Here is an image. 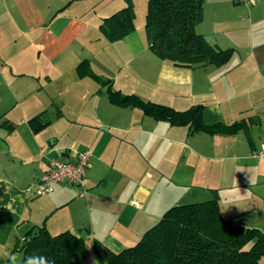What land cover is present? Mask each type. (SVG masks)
<instances>
[{
  "label": "crops",
  "instance_id": "0c3cea01",
  "mask_svg": "<svg viewBox=\"0 0 264 264\" xmlns=\"http://www.w3.org/2000/svg\"><path fill=\"white\" fill-rule=\"evenodd\" d=\"M203 4L196 31L233 50L222 66L161 60L136 23L124 38L107 40L99 25L108 3L101 0H0V264L42 223L51 235L69 230L84 238L80 264L88 256L104 264L97 248L129 246L152 219L161 180L189 196L208 191L224 219L264 230V159L252 155L264 144V0H209L211 16ZM83 59L123 94L177 110L203 105L205 123L247 119L249 126L189 133L113 105L107 85L79 76ZM32 117L46 126L33 131ZM83 150L90 152L84 196L66 182L42 196L26 192L47 158L73 161Z\"/></svg>",
  "mask_w": 264,
  "mask_h": 264
},
{
  "label": "trees",
  "instance_id": "16d2710c",
  "mask_svg": "<svg viewBox=\"0 0 264 264\" xmlns=\"http://www.w3.org/2000/svg\"><path fill=\"white\" fill-rule=\"evenodd\" d=\"M99 25L107 40L116 41L134 31L135 14L131 0ZM204 0H147L144 34L149 49L161 60L178 67L213 64L222 66L230 59L233 50L211 45L196 31L203 17ZM76 70L79 76H89L107 87V98L113 105L134 107L157 121L171 126H184L189 133L235 134L247 130L249 122L242 119L232 124L205 123L203 105L185 110L151 101L134 94H123L110 88V79L102 78L90 70L87 59L81 60ZM37 132L47 123L38 117L28 120ZM35 226L26 232L25 239L10 250L5 264L17 254L15 264H24L26 258L40 257L48 264H80L86 256L82 236L69 230L51 235L44 223L38 227V236L26 241ZM104 264H259L264 257V230L244 227L224 219L217 202L178 204L168 208L153 226L143 232L139 240L118 252L97 248Z\"/></svg>",
  "mask_w": 264,
  "mask_h": 264
},
{
  "label": "rangeland",
  "instance_id": "374dc122",
  "mask_svg": "<svg viewBox=\"0 0 264 264\" xmlns=\"http://www.w3.org/2000/svg\"><path fill=\"white\" fill-rule=\"evenodd\" d=\"M101 1L104 2L105 4L108 3V6L105 8V11H104V13L107 12L106 13L107 15L105 17L110 16L112 13L116 12L117 10H119V9H121L127 5L126 0H101ZM235 1H237V0H235ZM131 2H132V6H133V11L135 14L134 24L136 23V25H138V27H139L138 30L142 32V35L145 38L144 23H145L146 11H147V0H131ZM204 2H205L206 14L211 16L212 12L210 10L211 7L209 4V0H206ZM241 5H242V3H241ZM227 7H230V4ZM97 8H98V10H100L99 7H97ZM225 8H224V10H225ZM108 9H109V11H108ZM100 32H102V31L100 30ZM238 38H241L240 33L238 34ZM144 42H145V44L147 43L146 39H144ZM258 159H261V158H258ZM198 166L201 168V165H198ZM203 192L205 193V195H203L202 197L189 196V194L187 192H185V190H182L181 186H179L175 181H171V182L169 181L168 182V181L161 180L157 184V187H156V194L158 196L157 198L159 199L158 206H157V208H153V207L149 208V209H152V211H153L152 219H151V221L146 223L144 229L136 231L135 237H133V239H130L128 241L129 246L135 244L139 240L141 234L145 230H147V228H150L152 225H154L161 218L162 213L165 210H167L168 208H170L171 206L178 205V204H189V203L196 202L198 200H205V199H212L213 198V197H211V195H207V193H209L208 191H203ZM105 249L108 250L106 247H105ZM88 253H90V252H88ZM83 264H94V263L92 262L91 258H89V256H88V258H86V260L83 262Z\"/></svg>",
  "mask_w": 264,
  "mask_h": 264
},
{
  "label": "built area",
  "instance_id": "2783aa9c",
  "mask_svg": "<svg viewBox=\"0 0 264 264\" xmlns=\"http://www.w3.org/2000/svg\"><path fill=\"white\" fill-rule=\"evenodd\" d=\"M252 155L253 157L264 159V144ZM89 158L90 152L88 150L77 153L73 161H65L52 157L47 158V168L33 183L26 187V192H30L38 197L52 192L54 183L66 182L79 186L81 191L78 196H84L86 192L85 172L90 167ZM132 203L136 205L135 201Z\"/></svg>",
  "mask_w": 264,
  "mask_h": 264
},
{
  "label": "clouds",
  "instance_id": "9594fccd",
  "mask_svg": "<svg viewBox=\"0 0 264 264\" xmlns=\"http://www.w3.org/2000/svg\"><path fill=\"white\" fill-rule=\"evenodd\" d=\"M10 259H11L13 262L15 261V257H14V256L10 257ZM35 259H36L35 257H29V258H26L25 261H24V264H34ZM39 259H40V261H41V264H48V261H47L46 258H44V257H40Z\"/></svg>",
  "mask_w": 264,
  "mask_h": 264
},
{
  "label": "water",
  "instance_id": "95a60500",
  "mask_svg": "<svg viewBox=\"0 0 264 264\" xmlns=\"http://www.w3.org/2000/svg\"><path fill=\"white\" fill-rule=\"evenodd\" d=\"M40 119H41L42 121H46V120H47L46 116H44V115H43L42 117H40ZM38 233H39V229H38L37 227H35V228L31 231L30 236L26 239V241H28L29 239H32V238L37 237V236H38Z\"/></svg>",
  "mask_w": 264,
  "mask_h": 264
}]
</instances>
